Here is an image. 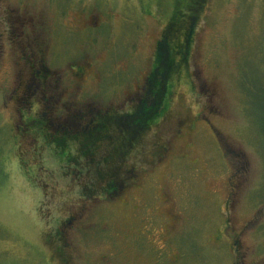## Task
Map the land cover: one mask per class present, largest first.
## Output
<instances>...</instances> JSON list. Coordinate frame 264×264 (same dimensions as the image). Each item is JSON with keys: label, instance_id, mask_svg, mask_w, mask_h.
<instances>
[{"label": "rangeland", "instance_id": "1", "mask_svg": "<svg viewBox=\"0 0 264 264\" xmlns=\"http://www.w3.org/2000/svg\"><path fill=\"white\" fill-rule=\"evenodd\" d=\"M174 1L0 0V264H264V0H205L120 191L96 171L121 142L47 133L132 111Z\"/></svg>", "mask_w": 264, "mask_h": 264}, {"label": "trees", "instance_id": "2", "mask_svg": "<svg viewBox=\"0 0 264 264\" xmlns=\"http://www.w3.org/2000/svg\"><path fill=\"white\" fill-rule=\"evenodd\" d=\"M184 1H174L169 23L164 28L155 49V63L152 67V73L148 75L144 83L143 94L139 102L130 113H98L84 121L85 116L78 111L74 114L77 117H74L73 122H69L63 127L57 125L52 129L46 125V119L43 118L44 114L42 117L39 116L31 121L34 122L33 127L40 131L51 129L49 130L50 133H47L55 134L54 136L52 135L53 138L51 140L57 146L62 143L64 146L66 139L73 138L78 141L80 149H84L85 152L93 150V155L96 154L98 149L103 147L101 143L105 140L110 141L114 146L121 142L120 147L102 149L105 154H103L101 159L97 160L98 164L103 166L96 171L97 180L102 182L105 177H108V179H105L107 181L106 186L101 189L104 193L113 195L115 192L120 191L119 189L117 190L114 179L112 180L115 174L118 173L119 167L110 168V164L115 160L113 159L115 156L121 157L125 153L118 151L121 146L125 147L121 137L129 139L127 146L130 148L132 137L136 134H142L157 116L159 117L163 113L162 106L163 98L166 94L165 89H167V78L171 73L180 70L181 65L184 64L186 66V56L191 45L193 29L205 0H188L187 3ZM85 152L83 151V153ZM89 155L91 156L92 153L90 152ZM84 156L86 155L84 154ZM65 160H69L68 153L65 155ZM82 169H84L83 165Z\"/></svg>", "mask_w": 264, "mask_h": 264}, {"label": "flooded vegetation", "instance_id": "3", "mask_svg": "<svg viewBox=\"0 0 264 264\" xmlns=\"http://www.w3.org/2000/svg\"><path fill=\"white\" fill-rule=\"evenodd\" d=\"M159 41V40H158ZM158 41L156 42V46H157V43H158ZM156 46H155V49H156ZM31 73H32V76H33V78H37V79H39V80H41L43 83H45L46 81H47V79L49 78V71H48V68H43L42 67V70H40V69H32V71H31ZM150 73H152V70H151V72ZM149 73V74H150ZM148 74V75H149ZM147 78H148V76L145 78V82H146V80H147ZM33 81V80H32ZM28 86V84H24L23 85V87H27ZM161 116H163V114L161 115ZM180 123V122H179ZM183 125V127L184 126H186V123H183L182 124ZM61 135V134H60ZM141 134H136L134 137H132V141L134 140V139H136L137 137L138 138H141ZM131 175H133V174H131ZM131 175H129L128 177L129 178H131ZM135 175V174H134ZM125 186V185H124ZM124 186H121V187H124ZM231 244H233V242H231ZM234 249V248H233Z\"/></svg>", "mask_w": 264, "mask_h": 264}]
</instances>
